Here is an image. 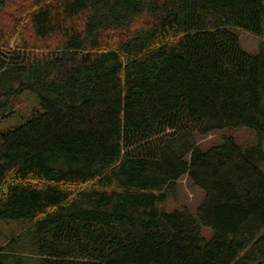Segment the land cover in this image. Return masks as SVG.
Segmentation results:
<instances>
[{
    "label": "trees",
    "instance_id": "obj_1",
    "mask_svg": "<svg viewBox=\"0 0 264 264\" xmlns=\"http://www.w3.org/2000/svg\"><path fill=\"white\" fill-rule=\"evenodd\" d=\"M16 23L0 118L38 105L0 130V220L27 221L34 256L9 242L0 264H264V0H40ZM240 127L256 143L193 135ZM185 175L197 217L158 206Z\"/></svg>",
    "mask_w": 264,
    "mask_h": 264
},
{
    "label": "rangeland",
    "instance_id": "obj_2",
    "mask_svg": "<svg viewBox=\"0 0 264 264\" xmlns=\"http://www.w3.org/2000/svg\"><path fill=\"white\" fill-rule=\"evenodd\" d=\"M40 0H13L4 9H0V33H9L13 28H17L19 33L23 36H30L29 30L24 28V23L17 24L16 20L22 16L23 21L26 15L29 16L30 12L35 9ZM26 23V21H25ZM236 29V30H235ZM236 34L239 37V42L243 50L248 53H257L259 49L260 39L257 35L250 33L246 30L235 28ZM13 46V45H11ZM38 100L28 94L24 93L20 97L14 99L13 110L11 115L0 118V130L9 129L17 123H22L26 120L29 114L33 111L38 104ZM19 123V124H20ZM197 144L202 149L217 145L223 142L226 136L235 138L238 146L242 148L248 147L256 143L257 136L253 130L245 127L233 129H218L205 134H193ZM264 150V142L262 144ZM264 172V163L261 166ZM175 189L170 191L166 201L158 206L166 211L174 209L186 208L190 210L197 217V210L205 199L206 193L203 189L197 187L189 179L188 175L183 176L176 183ZM29 224L27 221H10L0 220V252L1 247L9 242L13 243L10 248L14 252L21 251L25 256H34L32 254L31 239H28ZM203 236L211 238L213 231L209 227L201 226ZM16 240V241H14Z\"/></svg>",
    "mask_w": 264,
    "mask_h": 264
}]
</instances>
